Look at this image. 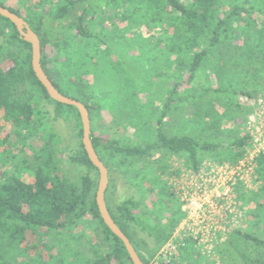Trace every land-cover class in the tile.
I'll return each mask as SVG.
<instances>
[{
	"label": "trees",
	"instance_id": "trees-1",
	"mask_svg": "<svg viewBox=\"0 0 264 264\" xmlns=\"http://www.w3.org/2000/svg\"><path fill=\"white\" fill-rule=\"evenodd\" d=\"M221 6V0H41L35 8L27 7L26 15L17 8L6 7L25 18L38 34L45 72L62 93L87 106L92 120L97 105L93 84L87 79L90 72L87 64L95 63L107 51L108 9L121 13L130 27L149 25L151 30H164L162 39L166 47L178 57L180 66H186L190 81L211 52L232 45V40L247 32L254 24L253 16L264 18V0H237L226 11ZM54 46L65 49L67 69L59 68L57 58L49 50ZM3 60H8L9 65L4 67ZM31 62V44L21 38L10 19L0 15V112L4 122L0 124V132L3 130L0 133V239L3 237L9 243L3 245L0 241V264H13L15 248L10 253L6 247L21 243L28 232L41 235L45 231L66 230L85 217H90L99 238L94 255L78 264H133L123 241L100 215L96 202L99 172L84 148L79 110L52 99ZM77 64L81 74L74 76L71 73ZM175 92L173 89L168 97L163 117ZM243 93L256 99L258 91L243 90ZM44 99L54 104L53 111L45 108ZM245 105L247 111L252 107ZM60 117L74 120L79 138L74 150L61 145L59 134L52 126V121ZM90 135L109 172L115 160L126 167L129 159L139 163L149 160L155 152L161 155L150 164L143 162V168L136 170L138 197L113 200L109 184L105 194L110 214L146 264H166L157 261V254L185 217L173 186L161 178L160 174L167 169L160 158L187 153V166L192 168L215 155L219 162L225 159L235 163L251 145L249 133L237 137L225 145L229 154L224 156L220 152L224 144L199 141L191 135L168 136L161 125L156 140L144 146L127 145L116 138L104 139L92 128ZM35 140L40 142L39 147L28 155L26 149ZM257 162L258 188L248 190L238 185L236 197L258 225L263 213L250 209L249 205L256 201L258 206L263 204L264 153ZM71 167L79 173L71 174ZM26 172L31 173L29 178L25 177ZM146 199L150 202L148 206L144 203ZM239 230L218 244L214 253L198 256L205 259L219 253L223 256L221 249L229 240L242 263L234 259L224 264H264L263 253L258 258L249 253L252 243L264 249V239ZM192 248L194 243L187 242L178 258L168 264H199V259L190 255Z\"/></svg>",
	"mask_w": 264,
	"mask_h": 264
},
{
	"label": "rangeland",
	"instance_id": "rangeland-1",
	"mask_svg": "<svg viewBox=\"0 0 264 264\" xmlns=\"http://www.w3.org/2000/svg\"><path fill=\"white\" fill-rule=\"evenodd\" d=\"M40 1L0 0V3L17 8L26 15L27 7L35 8ZM236 2L237 0H221L222 10L226 11ZM108 15L110 20L107 28L110 33L106 34L109 43L107 51L95 63L87 64L90 71L87 79L93 84L97 105L91 120L92 130L101 134L104 139L116 138L127 145L144 146L156 140L158 127L161 125L168 136L191 135L199 141L224 144L220 152L224 156L229 154L225 145L248 133V120L253 111L252 107L247 111L248 106L243 101V97L247 95L243 90L258 91L256 99L264 94L263 16H253L254 24L244 35L232 40V45L221 46L220 51L218 47L211 52L189 81L188 69L178 64V57L166 47V41L162 39L165 36L164 30H151L149 25L130 27L121 13H115L112 8L108 9ZM49 50L57 58L59 68L67 69L65 49L54 46L49 47ZM1 62L4 67L9 65L8 60ZM78 65L71 73L74 76L81 74ZM220 87L223 88L222 91L218 89ZM173 89L176 92L163 117L164 106ZM43 104L53 111L52 102L44 99ZM2 123L0 112V124ZM52 126L59 134L61 145L67 150H74L79 139L74 120L60 117L52 121ZM0 133L3 134V130ZM39 143L37 140L33 141L26 153L33 154ZM186 156L187 153H182L160 158L167 169L160 175L168 186L176 175V166L188 165ZM159 157L160 153L155 152L149 160L139 163L129 159L126 167L115 160L109 172L110 195L113 200L138 197L136 170L143 168V162L150 164ZM213 157L204 161H219L216 155ZM10 167L13 168L11 165ZM70 172L73 175L79 173L74 167H71ZM30 174L26 172L25 177L29 178ZM149 199L144 201L146 206L150 205ZM261 200V206L256 205V201L250 203L249 208L258 210L264 216V197ZM244 212L246 218L239 231L264 239V217L257 225L252 220L253 217L247 215L246 210ZM89 218L85 217L75 226L62 231H45L41 235L28 232L21 243L16 242L13 246L6 247L10 253L15 248L13 264H78L92 257L99 236L94 232V224ZM0 241L3 245L9 244L3 237ZM225 245L221 249L223 256L219 253L210 259L199 257L198 254L202 253L195 246L190 255L199 259V264H224L234 259L242 263L229 240ZM251 245L249 253L252 256L258 258L260 254H264L262 247L254 246L253 243Z\"/></svg>",
	"mask_w": 264,
	"mask_h": 264
},
{
	"label": "built area",
	"instance_id": "built-area-1",
	"mask_svg": "<svg viewBox=\"0 0 264 264\" xmlns=\"http://www.w3.org/2000/svg\"><path fill=\"white\" fill-rule=\"evenodd\" d=\"M253 108L248 120L251 145L237 162L204 161L197 168L178 164L171 185L182 203L185 217L171 238L157 254L159 263H171L180 250L193 242L204 255L215 252L216 246L245 220V212L236 197V187L256 190L258 157L264 153V94L257 99L244 96ZM158 264V263H156Z\"/></svg>",
	"mask_w": 264,
	"mask_h": 264
},
{
	"label": "water",
	"instance_id": "water-1",
	"mask_svg": "<svg viewBox=\"0 0 264 264\" xmlns=\"http://www.w3.org/2000/svg\"><path fill=\"white\" fill-rule=\"evenodd\" d=\"M0 15L8 18L16 26L20 33V36L25 41L31 44L32 48V67L39 79V81L45 86L49 96L63 104L74 105L77 107L80 113V118L82 121L83 128V144L87 151V154L91 162L97 167L99 172V182L96 191V202L99 208L100 215L105 224L114 232L125 244L127 252L133 262V264H146L138 252L136 251L134 245L132 244L129 237L124 233V231L118 226V224L113 219L112 215L107 206L106 202V190L109 184V169L106 164L101 160L98 153L95 150L91 139V117L87 106L77 98L65 95L62 93L49 78L44 68L41 65V43L38 34L31 28L29 23L18 13L12 11L8 7L0 3Z\"/></svg>",
	"mask_w": 264,
	"mask_h": 264
}]
</instances>
